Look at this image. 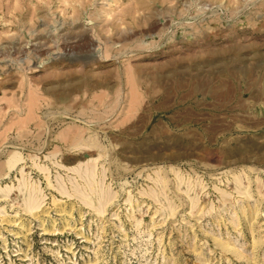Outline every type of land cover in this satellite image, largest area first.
Listing matches in <instances>:
<instances>
[{"label":"rangeland","instance_id":"1","mask_svg":"<svg viewBox=\"0 0 264 264\" xmlns=\"http://www.w3.org/2000/svg\"><path fill=\"white\" fill-rule=\"evenodd\" d=\"M262 184L264 0H0V264H264Z\"/></svg>","mask_w":264,"mask_h":264},{"label":"bare ground","instance_id":"2","mask_svg":"<svg viewBox=\"0 0 264 264\" xmlns=\"http://www.w3.org/2000/svg\"><path fill=\"white\" fill-rule=\"evenodd\" d=\"M39 124V123H38ZM36 126V125H35ZM82 145H85L86 147H90L89 145H87V144H83V143H81ZM80 145V144H79ZM78 145V146H79ZM81 146V145H80ZM93 146H91V148H92ZM74 148V147H73ZM75 148H76V146H75ZM78 148V147H77ZM96 149V148H95ZM100 157V155L98 156V158ZM22 159H21V157L19 156V154L18 153H14V154H12L11 156H10V158L8 159V161H7V165H8V170L10 171V170H12V169H14V168H16V166L19 164V162L21 161ZM97 159H94V160H92V162H95ZM98 161V160H97ZM88 163V162H87ZM40 170V169H39ZM43 171V170H42ZM41 171V172H42ZM74 172H77L79 175H80V177H82L81 176V174H82V170L81 169H79V168H76V169H74L73 170ZM45 172H47V171H45ZM20 173H21V171H20ZM100 173V172H99ZM8 176V175H7ZM83 176H84V179H85V184H86V186H88V187H92V186H94L93 184H95L96 183V169H95V166H93L92 168H86L84 171H83ZM158 176V175H157ZM159 177V176H158ZM83 178V177H82ZM160 179V181H161V183H160V185L161 184H164V179L163 178H159ZM180 179V178H179ZM255 179H256V181L258 182V184H260V180L258 181L257 180V178L255 177ZM158 180V179H157ZM255 181V182H256ZM234 182H235V185H236V187L237 186H240L241 185V179H240V176L238 175V176H234ZM248 182H249V180H248ZM20 183V182H19ZM100 183H101V180H100ZM159 183V182H158ZM180 184H181V182H180ZM247 184H250V183H247ZM24 185V184H23ZM63 185V184H62ZM102 185V184H101ZM264 184H262L261 186L262 187H264L263 186ZM11 186V185H10ZM250 186V185H249ZM5 187V186H4ZM32 187V186H31ZM163 187H164V185H163ZM247 187V186H246ZM258 187V186H257ZM35 188V187H34ZM32 189V188H27L26 187V190L27 189H29L30 191H29V193H27L28 194V196H27V198H25V211L26 212H28V213H30V214H32L33 212L34 213H36V211H38L39 209H40V207H41V205H42V202H41V200L39 199L40 197V195L41 194H39L38 195V191L36 190V189ZM238 188V187H237ZM92 189V188H91ZM94 189V188H93ZM163 189V188H162ZM260 189V188H259ZM259 189H257V191L259 190ZM264 189V188H263ZM10 191L11 190V187H5V191ZM25 190V191H26ZM100 190V201L101 202H103V203H105V202H107L108 200H109V196H110V192H109V190L108 189H105V186L103 187V186H101V188L99 189ZM4 191V192H5ZM21 191H23V189L21 190ZM82 191V190H81ZM95 191V190H94ZM75 192L76 193H79V189H78V187L76 188L75 187ZM247 193H248V190H247ZM250 193V192H249ZM260 193V192H259ZM221 194L224 196V195H226L225 194V192H222L221 191ZM97 195V194H96ZM229 195V194H228ZM251 195V194H250ZM248 196V197H251V196ZM230 196V195H229ZM262 196V195H261ZM113 197V196H112ZM262 198H263V196H262ZM112 199V198H111ZM189 199V201L191 202V203H194V201L196 200V199H194V198H188ZM102 205V204H101ZM98 213H101V210H99V211H97ZM102 214H104V213H102ZM33 215V214H32Z\"/></svg>","mask_w":264,"mask_h":264}]
</instances>
